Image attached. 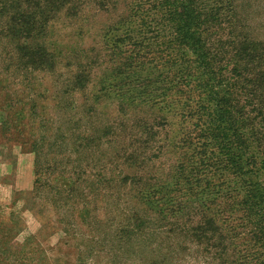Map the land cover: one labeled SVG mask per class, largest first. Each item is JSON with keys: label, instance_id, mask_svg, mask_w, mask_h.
<instances>
[{"label": "rangeland", "instance_id": "374dc122", "mask_svg": "<svg viewBox=\"0 0 264 264\" xmlns=\"http://www.w3.org/2000/svg\"><path fill=\"white\" fill-rule=\"evenodd\" d=\"M140 2L145 3L144 14L133 17ZM156 2L159 0H116L115 8L109 6L102 10L100 5L94 7L82 1L87 5L80 8L79 19L69 13L55 15L44 40L33 42L39 52L43 47L47 50L51 62L45 71L35 70L34 55L19 48V41H11L5 27L8 20L0 18V264H218L210 257L217 253L214 248L220 242H225L222 248L227 249L226 244L235 236L249 235L253 231L248 218L251 211L244 205L247 201L244 206H237L242 198L235 202L234 195H230L231 201L206 195L203 181L197 184L199 194L194 192L178 201L187 200L194 208L206 206L204 213L215 216L216 224L208 225L209 230L204 233L212 240L209 243L207 238L193 239L190 230L195 224L188 223L186 215L179 216L178 211V218H182L179 222L171 207L148 196L146 185L155 190L156 186L166 183L164 176L172 173L173 165L188 154L181 148L182 139L193 126L184 111L187 120L182 119V110L178 109L174 98L170 103H159L160 116L164 117L166 126L156 139L160 137L172 146L167 153L148 152L151 157L148 160L152 161L128 165L130 155L141 153L136 146L127 145L128 142L120 144L118 157H113L115 145L104 144L95 150L83 146V151L89 154L84 171L89 169V177L94 181V174L96 178L97 175L103 177L101 183L93 187L95 191H102L101 196L95 202L92 189L86 183L72 197L57 193L55 180L63 177L59 180L61 185L70 182L64 167L61 168L62 163L66 169H72L77 158L70 148L58 152L59 134L76 131L79 127L85 133L89 128V119L81 113L85 102L95 100V108L103 121L96 124L97 127L115 122L121 125L118 133L109 130L105 140L115 143L121 138L132 139L135 134L139 139L138 121H134L137 112L122 114L111 89L116 85L111 70L119 61L109 57L110 43L120 34L122 52L132 51L135 41L146 43L150 58L163 50L164 38L170 33H156L155 24L162 12L161 7L155 8ZM245 2L244 16L249 19L251 30L264 39V0ZM139 15L146 16L147 27H142ZM113 25L121 27L115 37H111L107 29ZM124 29L130 38L124 36ZM42 43L45 46L39 45ZM88 60L93 68L92 78L89 84L86 80L87 89L83 94L71 79L85 70L79 63L85 66ZM146 67L152 69L151 64ZM168 71L167 67L162 70L164 79ZM107 88L114 94L111 98L107 97ZM78 103L81 111L76 114ZM151 109L143 106L138 112L140 110L144 118L155 117L157 114ZM127 124H132L131 131H123ZM112 132L116 134L113 136ZM151 136L152 133L148 139ZM245 154L254 158V162L248 165L244 180L253 181L264 189V150L254 148L251 143ZM228 172L222 181L227 187L237 182L234 174ZM84 192L86 195L78 198V194ZM238 192L245 198L247 193L243 186ZM235 197L238 199L236 194ZM152 201H155L153 205ZM248 203L251 207L258 202L250 198ZM257 206L264 207V202ZM202 216L200 213L195 223L204 224ZM173 225L180 227L171 232ZM212 227L218 228L226 241L218 238L220 234L210 233Z\"/></svg>", "mask_w": 264, "mask_h": 264}, {"label": "trees", "instance_id": "16d2710c", "mask_svg": "<svg viewBox=\"0 0 264 264\" xmlns=\"http://www.w3.org/2000/svg\"><path fill=\"white\" fill-rule=\"evenodd\" d=\"M9 1L12 3H8ZM82 1L90 2L94 7L100 5L102 10H107L109 6L116 7V3H113L116 0H0V18L8 20L5 27L11 41H19V48L34 55L32 62L35 70L45 71L51 62L48 60L47 50L43 47L39 52V47L33 45V42L44 40L55 15L69 13L71 17L79 19L80 8L87 5ZM156 3L155 8L162 9L161 18L155 24L158 29L156 33H170L168 38H164L163 50L160 49L156 56L150 58V49L146 43L135 41L132 45L133 54L132 51L122 52L120 34L110 43L109 57L119 61L118 66L111 70L116 79V85H112L111 89L116 94L117 105H120L122 114L137 112L138 116L134 115V121H138L139 139L135 134L132 139L121 138L115 143L105 140L109 130L119 132L122 128L119 122L107 123L108 127H97L96 124H103V121L95 108V100L92 103L85 102L82 111L78 103L74 111H78L76 114L81 111L89 119L87 130L90 129V132L86 130L83 133L82 127H79L76 131L59 134L58 152L62 148H70L71 152L77 154V158L72 169H66V165L62 163L61 168L64 167L70 182L68 185H61L59 180L63 177L55 180L58 183L57 193L72 197L86 183L92 189L95 202L101 196L102 191H95L93 187L100 184L103 177L97 175L96 178L94 174V181L89 177L90 170L84 171L89 154L83 151V146H89L87 150H95L104 147V144L115 145L117 149H114L113 157H118L120 144L126 145L128 142L127 145L136 146L141 152L140 155H130L128 165L152 161L148 160L151 158L148 152L167 153L172 146L160 137L156 139L164 133L166 126L164 117L160 116L162 110L159 103H170L174 98L178 109L187 114L188 121L193 126L182 139L181 148L185 155L188 154L180 157L173 165L172 173L164 176L166 183L156 186L155 190L146 185L148 196L171 207L177 221L182 219L178 215H186L187 222L195 224L190 230L193 239L202 241L207 238V243L212 240L205 237L204 233L209 230L210 225L216 224L215 216L210 212L204 213L206 206L194 208L187 200L184 203L179 201L185 200L186 195L194 192L199 194L197 184L202 181L205 182L206 195L221 196L225 201H231L230 195H234L235 202L242 198L237 206L247 201L244 205L251 211L248 218L252 221L253 231L249 235L235 236L226 244L227 249H224L222 247L226 237L218 228L212 227L210 233L214 231V234H220L218 238L224 243L220 242L214 248L217 253L210 258L212 261L216 259L218 264H264V207L257 206L264 202V189L243 177L249 172L248 165L254 162V158L246 156V149L252 143L254 148L264 150V39L255 35L249 19L244 16L245 0H159ZM144 5V2L139 3L137 11H133V17L139 13L144 14ZM130 12L132 14V10ZM139 16L142 27H147L146 16ZM107 29L111 37H115L121 27L113 25ZM124 31V36L130 38L127 30ZM39 45L45 46L44 43ZM90 61L85 66L84 63H79L85 70L71 79H74L72 84L79 86L78 90L83 94L87 89L84 85L86 80L89 84L92 78ZM147 64L152 65L151 70L146 67ZM165 67L169 70L166 79L162 72ZM105 91L109 98L114 95L109 93V88ZM143 106L151 107L157 115L141 117L138 108ZM60 109L62 111L63 107ZM185 113L182 114V119L187 120ZM132 127V124H127L123 131H131ZM78 130L82 133H77ZM151 133L152 136L148 139ZM115 134L112 132L113 136ZM94 153L97 154L96 151ZM228 171L234 174L233 178L237 181L233 185L229 184V187L222 182L225 173L229 175ZM241 186L246 189L245 198L238 192ZM85 195V192L78 194V198ZM250 198L257 200L259 204L250 207ZM154 203L152 201L151 205ZM178 211L180 213L177 215ZM197 212L203 215L201 219L203 218L204 224L195 223L199 217ZM259 217L262 218L258 220ZM177 227L180 226L173 225L171 232Z\"/></svg>", "mask_w": 264, "mask_h": 264}]
</instances>
